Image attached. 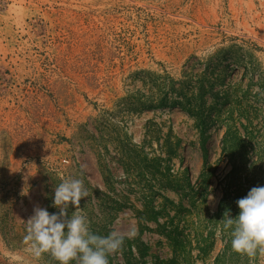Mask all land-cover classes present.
<instances>
[{"label":"rangeland","instance_id":"rangeland-1","mask_svg":"<svg viewBox=\"0 0 264 264\" xmlns=\"http://www.w3.org/2000/svg\"><path fill=\"white\" fill-rule=\"evenodd\" d=\"M69 178L109 264H264L224 226L264 186V0H0V264H58L23 238Z\"/></svg>","mask_w":264,"mask_h":264},{"label":"clouds","instance_id":"clouds-1","mask_svg":"<svg viewBox=\"0 0 264 264\" xmlns=\"http://www.w3.org/2000/svg\"><path fill=\"white\" fill-rule=\"evenodd\" d=\"M88 191L81 179H65L54 190L52 207H35L27 220L23 243L34 257L49 253L58 264H109L108 256L122 249L125 236L111 231L106 236L95 234L86 214L79 210ZM239 213H231L224 221L230 229L232 249L240 254L255 257L264 253V186L253 187L248 194L236 201ZM70 209H74L70 212ZM135 229L127 238H134Z\"/></svg>","mask_w":264,"mask_h":264}]
</instances>
